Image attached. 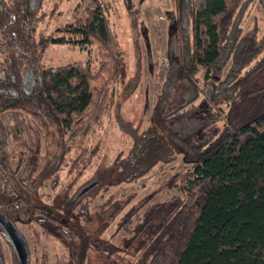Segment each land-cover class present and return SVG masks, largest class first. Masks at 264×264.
<instances>
[{
  "label": "trees",
  "instance_id": "trees-1",
  "mask_svg": "<svg viewBox=\"0 0 264 264\" xmlns=\"http://www.w3.org/2000/svg\"><path fill=\"white\" fill-rule=\"evenodd\" d=\"M172 2L179 62L171 64L170 74H185L189 88L188 97L159 123L179 125L194 116L201 94L213 105L224 104L228 112L222 127L212 133L215 114L210 112L200 140L184 153L189 171L166 181L167 186L185 181L182 197L146 207L144 202L117 222L130 236L125 243H133L128 264H264V86L245 90L264 73V32L254 20L244 29L252 6L264 14V0ZM59 3L52 2L49 14L56 13ZM92 3L82 25L33 34L45 15V1L0 0V114L19 112L32 123L25 131L16 130L9 150L0 121V215L15 230L16 224L33 226L34 237L46 242L49 251L32 264H75L73 245L81 240L64 218L26 198L39 186L43 139L60 134L46 179L51 193L60 194L66 208L77 207L80 213L86 196L74 202L82 189L76 192L77 182L98 158V143H89L88 135L99 128L115 97L120 65L109 10L99 0ZM63 44L94 46L95 66L42 67L48 47ZM73 79L77 82L71 83ZM51 93L68 102L66 112L55 105ZM237 105L242 106L238 118ZM175 151L158 128L137 132L127 152L115 160L118 180L136 182L154 166L171 163ZM97 181L95 189L105 191L107 183ZM116 204L108 197L99 205L97 218L106 212L110 220L116 218L121 210ZM3 244L10 264H19L0 227V264H5Z\"/></svg>",
  "mask_w": 264,
  "mask_h": 264
},
{
  "label": "rangeland",
  "instance_id": "rangeland-1",
  "mask_svg": "<svg viewBox=\"0 0 264 264\" xmlns=\"http://www.w3.org/2000/svg\"><path fill=\"white\" fill-rule=\"evenodd\" d=\"M44 1L45 15L43 20L34 25L33 34L41 31L47 33L54 28L62 29L65 25L78 27L85 20V10L93 8V0H60L56 13L49 14L50 6L55 0ZM99 1L109 10L110 31L115 43L120 71L114 88L113 105L108 115L102 119L99 128L92 129L88 135L89 143H98V158L90 162V166L77 182L76 192L92 183L95 185L83 194L86 199L83 200L84 208L80 213L77 212V207L66 208L60 194L56 196L51 193L45 173L48 172L53 163V157L59 151L57 142L60 137V134L52 132L49 138L43 139V167L37 179L39 186L26 198L33 205L49 208L51 213L64 218L67 226L81 234L79 243L73 245V252L76 255L75 264H128L133 243L132 240L125 243L130 236L124 235L117 222L123 221L131 210L144 202L146 207L174 196H183L182 189L185 187V181L172 186H167L166 181L177 173L189 171V164L184 156V153L191 152L188 146L191 142L200 140L202 129L207 127L211 111L215 114L214 122L210 124L211 133L219 130L223 125V116L227 114L228 107L224 104L213 105L201 94L194 102L197 108L194 116L186 117L179 125L167 121L160 124L162 116L170 108L180 105L188 97L189 88V81L185 74L176 72L170 74L171 64L179 62L177 34L171 25V19L174 17L173 2L172 0ZM252 20L263 33L264 14L257 5L250 8L245 18V30L250 28ZM95 54L96 49L91 45H51L44 53L41 65L44 68L74 63L95 66ZM196 77L199 78V76ZM76 82L75 79L71 80V83ZM261 86H264V73L252 81L245 90ZM51 97L61 111H67V101L54 93H51ZM240 111L242 106L237 105L234 108L236 118L240 115ZM69 115L71 118L74 116L73 113ZM0 121L9 150L16 141V130L25 131L26 126L32 124L19 112H3L0 114ZM90 122L91 119L88 117L87 123L90 124ZM149 126L158 128L165 139L167 141L169 139V143L171 141V144L177 147V152L175 151L171 163L162 167L154 166L134 183H123L118 180L119 168L115 160L119 154L127 152L132 136ZM189 177L188 175L187 178ZM98 179L102 183H107L105 191L95 189ZM76 196L74 202L82 197L76 198ZM111 196L117 201L116 205L121 208L120 212L113 220L108 217L109 212L98 219L99 205ZM141 211L142 209L138 213ZM15 227L27 247L31 257L30 264L34 263V260H40L42 252L49 251V247L41 236L38 239L34 237L33 226L16 224ZM2 249L5 264H10L7 246L3 244Z\"/></svg>",
  "mask_w": 264,
  "mask_h": 264
},
{
  "label": "water",
  "instance_id": "water-1",
  "mask_svg": "<svg viewBox=\"0 0 264 264\" xmlns=\"http://www.w3.org/2000/svg\"><path fill=\"white\" fill-rule=\"evenodd\" d=\"M95 184L92 183L88 185L86 188H83L76 196H82L84 193H86L89 189H91ZM0 227L7 236L14 253L17 257V261L19 264H27V252L26 247L24 245L23 239L21 238L20 234L14 229V227L6 221L1 215H0Z\"/></svg>",
  "mask_w": 264,
  "mask_h": 264
}]
</instances>
